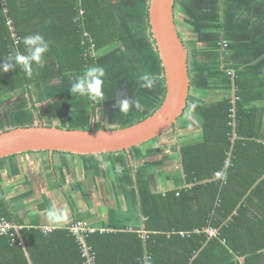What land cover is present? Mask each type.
Segmentation results:
<instances>
[{
  "label": "trees",
  "instance_id": "obj_1",
  "mask_svg": "<svg viewBox=\"0 0 264 264\" xmlns=\"http://www.w3.org/2000/svg\"><path fill=\"white\" fill-rule=\"evenodd\" d=\"M0 1V59L14 51L23 52L22 38L39 32L51 45L43 62L34 63L32 68L51 63L63 78L82 77L101 56L105 77L117 74L120 24L116 10L119 2L123 7V1ZM194 6L201 10L200 5ZM145 17L147 35L155 46L147 9ZM8 20L12 21L17 43ZM214 24L220 28L216 21ZM205 31H210L209 27ZM125 38L130 40L131 36ZM140 72L143 70L137 71ZM33 73L20 68L0 72V109L4 102L25 96L31 110L37 113L32 87L40 84L41 78ZM219 75L221 86L235 87L237 100L231 102L230 96L207 104L201 140L179 149L185 187L153 192L147 173L136 172L142 229L108 231L92 226L96 231L86 237V244L95 254L94 264H145V257L151 264H264V133L261 136L258 132L256 110L246 107L254 99L250 80L223 72ZM131 91L133 85L129 94ZM163 99L164 94L152 112L140 120L158 109ZM95 126L105 129L98 123ZM66 129L90 130L91 126ZM0 218L13 222L1 203ZM207 228L216 230V234L209 236L204 232ZM181 232L185 235L180 236ZM0 264L86 263L76 238L68 230L45 233L42 229H22L17 233L12 229L0 235Z\"/></svg>",
  "mask_w": 264,
  "mask_h": 264
},
{
  "label": "crops",
  "instance_id": "obj_2",
  "mask_svg": "<svg viewBox=\"0 0 264 264\" xmlns=\"http://www.w3.org/2000/svg\"><path fill=\"white\" fill-rule=\"evenodd\" d=\"M207 2L210 3L206 4V7L214 12L209 18L213 23L214 19L219 24L220 30H215L211 34L209 32L212 30L205 31V26L204 30L200 28L197 31L199 28L194 23L191 24L188 17H184L188 20L182 25L175 24L181 42L186 48L190 78L186 109L183 116L177 120L175 127L169 131L174 134L173 138L177 144H173V148L168 151L173 152V156L178 154L177 162L173 165L168 162L170 158L168 160L163 156L164 150L156 155L162 146V142L155 144L158 143L156 140L150 141V148L144 146L140 150L139 146L131 149L130 154L119 152L101 155L110 162L107 168L101 167L100 161L94 155L75 156L34 152L1 159L0 203L10 220L18 224L19 232L22 229L29 231L44 227H52L53 230H67L74 220H84L95 228L108 231H141L144 219L140 212L136 172L147 173L146 178L153 192L163 193L185 187L179 149L201 140L203 112L207 104L216 103L230 96L231 102L237 100L234 86L220 85L222 78L219 74L222 72L233 71L235 77L250 80V95L254 99H251L249 106L246 107L256 110V126L262 136L264 133V0H207ZM202 3L201 0H195V4L200 5L201 10ZM226 14L227 18H225ZM223 23H225L224 28ZM219 42H224L227 46L218 48ZM210 43H214V47ZM149 49L156 53L160 72L156 74L154 61V65L150 67L151 70H147L149 73L143 72L156 81L154 88L150 90H156V92L158 90L157 94L160 93V95L157 101L154 95L155 100L151 102L149 112L140 115V118L150 114L164 94V83L162 82L164 74L156 46L151 44ZM203 52L208 53L210 67L201 61ZM51 65L54 66V64ZM41 66L32 68L31 73ZM114 91L120 94L118 90ZM25 98V96L22 97V99ZM35 98L38 97L35 96ZM35 98L37 113L31 110L30 113L24 112L26 116L22 117L28 118L31 124L37 120L39 123L41 119V111L37 107ZM113 98L115 106L118 107V96ZM11 103L13 102L6 101L1 108L7 109ZM192 104L196 105L194 110L191 109ZM94 107L97 108V103ZM19 115L21 116L20 111ZM120 119L122 118L120 117L116 122ZM96 123L105 127L101 130L125 128V126L113 125L115 123L112 122L104 125L102 122L93 121L95 128ZM14 128L17 126L14 125ZM145 164L151 165L152 169L146 167ZM118 187L123 189L122 199L125 202V213L123 218L113 219V229L106 225L101 227L106 218L94 215L93 211L87 210L76 202L78 197L85 198L90 194V196L107 199L109 194L106 191L108 189L111 192L117 191ZM118 198L120 199V195ZM50 210L52 215H49ZM107 220L110 218L107 217Z\"/></svg>",
  "mask_w": 264,
  "mask_h": 264
},
{
  "label": "rangeland",
  "instance_id": "obj_3",
  "mask_svg": "<svg viewBox=\"0 0 264 264\" xmlns=\"http://www.w3.org/2000/svg\"><path fill=\"white\" fill-rule=\"evenodd\" d=\"M119 1H123L124 3L123 7L121 8L119 7L121 2H119L116 10L120 26L118 29L119 48L116 51L119 59H116L115 61L118 62L116 66L119 70L112 78L104 77L103 97L92 100V98L89 96L72 94L70 92L71 84L80 77L63 78L59 74V71L56 69V67L51 65V63L38 67L36 68V71H33V74H38L41 78V83L32 87V92L33 100L35 96L38 97L35 98V101L37 103L38 109L41 111V119L39 122L43 123L45 126L74 128L76 125H78L79 127H92L93 121L102 122L104 125H109V123L112 122L115 123L113 125L128 126L141 121L140 119L142 117L140 118V115H144L149 112L151 108L150 104L153 100H155V98L153 99L154 95L156 97V101L158 100V95H160V93L157 94L158 90L156 92V90L141 88L138 81H135L139 76L144 74L143 72H140L141 74L138 75V70L141 69L145 72H148L147 70H151L150 67H152L154 63L156 74L160 72L158 69L159 63L156 59V53L149 49L151 46V39L147 35L148 28L146 27L145 17L149 0ZM201 1L203 2L202 10L199 8L196 10L194 6L195 0H178V12L176 17V20L178 21L177 23L183 24V22L188 20V18L185 20L184 16H188V13L192 14V11L196 10L197 17L196 14H194L192 17H188H191L190 19L192 22L199 28L197 31H199L200 28L204 30L205 26L206 28L209 27V30H220V28L216 26L209 18L214 14V12L209 7H206V4L210 2H207V0ZM182 13L184 14L181 17ZM225 18H227V14L225 15ZM213 21L215 20L213 19ZM123 35L125 37L131 36V39H124ZM207 54L208 53L203 52L201 61L210 67L211 62ZM144 56L147 58H143ZM152 57L154 58L152 59ZM100 58L101 56L96 58L97 63L93 66L103 67L102 61L104 59L100 60ZM212 62L214 63L215 61L213 60ZM229 73L235 74L233 71H229ZM105 74L107 73L105 72ZM135 82L137 86H135ZM129 85L130 89L132 88L131 85H133V93L131 91V94H129ZM127 88L129 91L126 94L130 95L128 99L139 100V102L143 105L142 111L135 108H130L127 112H123L120 111L119 107L115 106V100L113 97L118 96V101L124 99L126 96L125 90H128ZM114 90H118L120 94ZM17 99L10 100L13 103H11V106L7 109H0V133L13 128L14 125L17 127H29L31 125H37L38 120L37 122H33V124H31V122H28V118H22L24 115L26 116L24 112H31L27 98H20V102ZM96 103L97 108L94 107V104ZM109 106L113 108H106ZM93 110L94 113L92 112ZM19 111L21 117L20 115H17V112ZM120 117L122 119L116 122V120ZM29 121H31V119ZM169 131L163 134L160 138L155 139L156 142H158L155 144L162 142V146L156 152V155H159L162 153V150H164L163 156L166 159L170 158V160L168 159L169 161H167L171 162L173 165L174 162H177L178 154L173 156V152H169L168 149L173 148V144L177 143L173 138L174 134L169 133ZM144 146L150 148L151 142L140 146V150H142ZM145 166L150 168L151 165L145 164ZM122 192V187H118L117 191L112 192L110 189H108L106 193L109 194V198L107 199L100 198L99 196H90V194L85 198L78 197L76 202L80 206L85 207L87 210L93 211L94 215L106 218V220L103 221L101 227L106 225L113 229V219L123 218L125 213V202L122 199ZM119 195L120 199L118 198ZM107 217H109L110 220H107Z\"/></svg>",
  "mask_w": 264,
  "mask_h": 264
},
{
  "label": "water",
  "instance_id": "obj_4",
  "mask_svg": "<svg viewBox=\"0 0 264 264\" xmlns=\"http://www.w3.org/2000/svg\"><path fill=\"white\" fill-rule=\"evenodd\" d=\"M174 0H149L151 37L164 74V99L151 115L116 130L65 129L45 126L17 127L0 134V160L27 152L97 156L126 152L168 132L184 114L190 88L187 52L177 33Z\"/></svg>",
  "mask_w": 264,
  "mask_h": 264
},
{
  "label": "clouds",
  "instance_id": "obj_5",
  "mask_svg": "<svg viewBox=\"0 0 264 264\" xmlns=\"http://www.w3.org/2000/svg\"><path fill=\"white\" fill-rule=\"evenodd\" d=\"M177 1L178 0H174L173 6V12L176 15L178 12ZM174 22L175 24L178 22L175 17ZM192 23L193 22L191 20V24ZM22 40L25 46L24 51H14L0 59V72H8L10 70L20 68L23 69V71L30 73L34 63L43 62L45 55L50 50L51 41L47 40L44 35L39 32L26 35L22 38ZM223 43L224 42H219L218 48H223ZM226 73L228 76L230 75L229 71H226ZM104 77L105 71L103 67L90 66L84 71L82 77L78 78L74 83L71 84L70 92L72 94H79L81 96H89L92 99L103 97ZM231 77H234V74ZM138 82L139 86L145 89H152L156 84V81L147 73L139 76ZM117 105L120 111L123 112H127L130 108H135L140 111L143 110V105L137 99L124 98L117 101ZM195 107L196 105L192 104L191 109L194 110ZM189 118H191V116H189ZM97 159L100 161V166L103 168H107L110 164V162L105 160L101 155H97ZM49 215H52L51 210L49 211ZM145 264H151L150 259L147 257L145 258Z\"/></svg>",
  "mask_w": 264,
  "mask_h": 264
},
{
  "label": "built area",
  "instance_id": "obj_6",
  "mask_svg": "<svg viewBox=\"0 0 264 264\" xmlns=\"http://www.w3.org/2000/svg\"><path fill=\"white\" fill-rule=\"evenodd\" d=\"M0 3H2V2L0 1ZM1 9L3 10L4 13H7V9H5L4 4H1ZM7 26L11 30L14 43H17L18 38L16 36L15 31L12 28V21L11 20L7 21ZM225 45L226 44L223 43V47H225ZM229 74L231 76H233V74H231V73H229ZM232 102H234V100ZM215 177L218 178L219 173H216ZM12 229H14L16 232H18V230H19L18 224H16L15 222H8V221L0 218V235L8 234V232ZM42 230L45 233H47V232H51L53 230V228L52 227H44V228H42ZM67 230L69 231V233L71 235H73L76 238V240L78 242L79 249H80L81 257L85 260V263L86 264H94L95 254L92 252L91 248L86 244V237L89 234H93L96 231V229L93 228L86 221L78 220V221L72 222L68 226ZM204 232H206V234H208L209 236L216 234V230L211 229V228L205 229ZM184 235H185V233H183V232L180 233V236H184Z\"/></svg>",
  "mask_w": 264,
  "mask_h": 264
},
{
  "label": "flooded vegetation",
  "instance_id": "obj_7",
  "mask_svg": "<svg viewBox=\"0 0 264 264\" xmlns=\"http://www.w3.org/2000/svg\"><path fill=\"white\" fill-rule=\"evenodd\" d=\"M174 17L176 18L177 17V15L176 14H174ZM130 87V85L128 86V88ZM131 87H132V85H131ZM127 88V89H128ZM127 93V90H125V94ZM127 98V97H126Z\"/></svg>",
  "mask_w": 264,
  "mask_h": 264
}]
</instances>
